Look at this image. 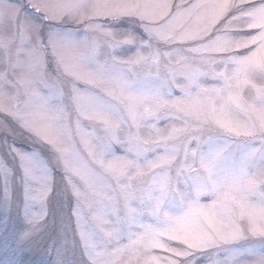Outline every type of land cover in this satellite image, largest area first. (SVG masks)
<instances>
[{
  "label": "snow or ice",
  "instance_id": "obj_1",
  "mask_svg": "<svg viewBox=\"0 0 264 264\" xmlns=\"http://www.w3.org/2000/svg\"><path fill=\"white\" fill-rule=\"evenodd\" d=\"M9 157L0 264H264V0H0Z\"/></svg>",
  "mask_w": 264,
  "mask_h": 264
},
{
  "label": "rangeland",
  "instance_id": "obj_2",
  "mask_svg": "<svg viewBox=\"0 0 264 264\" xmlns=\"http://www.w3.org/2000/svg\"><path fill=\"white\" fill-rule=\"evenodd\" d=\"M18 147H22L25 150H30L29 143L27 141H21L18 144ZM7 155V154H5ZM8 164L15 169L13 172L12 179L14 181V190H13V199L17 202L12 211L5 213L2 207L3 203V183L0 182V239L3 238L4 234L9 228L22 226L24 221L20 211V205L23 203V195L22 189L20 187V182L16 179L17 175H19V170L15 161H13L10 157L8 159ZM55 199H59L56 197ZM48 219H53V216H49ZM54 229L49 226L48 228L44 229V239L43 245L46 248H51L52 250L47 253V256L50 258L53 254L55 249V244L58 242L53 235ZM49 240H51V244H49ZM69 252H71V256H69ZM70 259H81L79 250L75 247H71L70 250L65 255V262Z\"/></svg>",
  "mask_w": 264,
  "mask_h": 264
},
{
  "label": "clouds",
  "instance_id": "obj_3",
  "mask_svg": "<svg viewBox=\"0 0 264 264\" xmlns=\"http://www.w3.org/2000/svg\"><path fill=\"white\" fill-rule=\"evenodd\" d=\"M69 256H71V252H69ZM81 259H70L66 262V264H79Z\"/></svg>",
  "mask_w": 264,
  "mask_h": 264
}]
</instances>
